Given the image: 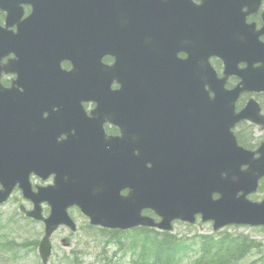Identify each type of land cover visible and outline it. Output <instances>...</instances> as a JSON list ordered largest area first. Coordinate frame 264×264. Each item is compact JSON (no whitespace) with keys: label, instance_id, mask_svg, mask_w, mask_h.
I'll use <instances>...</instances> for the list:
<instances>
[{"label":"water","instance_id":"water-1","mask_svg":"<svg viewBox=\"0 0 264 264\" xmlns=\"http://www.w3.org/2000/svg\"><path fill=\"white\" fill-rule=\"evenodd\" d=\"M17 19L14 17L7 18V26H14L16 24ZM4 31H2L3 33ZM6 37V43L0 37L6 47V53H14L15 52V43L16 36L6 33L2 34ZM8 67H0V73L2 70ZM222 83H220L221 85ZM0 89H2L0 87ZM0 113L2 111L0 110ZM3 114V113H2ZM10 120L14 121L16 118L9 114ZM97 118V117H96ZM94 118V119H96ZM156 142V140L154 139ZM106 147V145L96 147V152L98 154V160L103 166H106L111 169L110 176L105 179L103 182H110L114 184V187H108L103 195L96 196L93 192V186L88 185L85 181L86 176L89 173L88 166L81 165H70L68 162L59 159V155L55 154L52 158H48L50 162V166L55 170L59 171L62 175H70L72 178L71 181L66 182L64 185L59 178L55 180L57 186L55 190L49 192L47 199L48 203L51 206V216L48 219H43L41 217V211L39 208L41 200L37 199L35 195H31L29 189L25 186H21L22 190H24L25 197L31 199L34 203V211L27 213L28 217L34 218L37 221H43L45 224V236L40 243V254L42 256L43 264H46V261L50 254V243L49 238L51 234L58 228L59 225H66L74 230V225L69 220L66 209L73 205L78 206L83 214L90 218L92 225L102 226L104 228H119V229H129L136 226H150L157 227L162 230L169 231L171 230L170 222L175 219H180L182 221H187L190 223L194 222V214L201 213L203 215V221H208L212 219L215 222L214 229L217 230L226 224H241V223H250V224H259L260 220L264 219L263 215L257 211L253 206L246 204L241 199L234 200V209L233 211L243 212L247 211L248 217L250 219H240L237 218V214L233 215L230 218H225L218 210L214 207L210 196L214 191H219L222 189L223 185L212 188L211 186H207L206 190H204L201 184V177L199 176L198 168H200V161H194V168H190L187 178L188 180H192V183L189 182L187 185L183 186L184 177L180 173H176L171 175V180L173 183L164 184L162 171V162H157V165L154 167L155 171L152 169V175L159 180L152 181L149 190H143L141 192L135 191L131 193L127 198H121L119 196L120 191L123 189L120 182L123 179V175H120L119 169L115 168V163L110 162L111 153H107L103 150L102 147ZM158 153L162 154L164 152L163 146H158ZM110 150L113 151V147L111 146ZM118 154V153H117ZM127 160H133L130 155L125 157ZM162 161L163 159H158ZM140 162V161H139ZM137 162V163H139ZM153 162V160H152ZM167 163L173 165L176 170H180L184 168V164H187L185 161L181 159L172 158L171 160H167ZM64 169L59 166H64ZM67 169V170H66ZM8 174L7 172H5ZM14 171L11 172L13 174ZM9 178H4L0 176V182L4 187V191L0 192V203L7 199L10 192L15 186V183L18 181V177H12L8 174ZM254 179H258V175H254ZM180 189L182 192H185L188 198L181 202L180 204L170 203L168 208L161 206V197L160 194L165 191H176ZM192 194V199H191ZM195 198V200H194ZM117 200V201H116ZM107 204H112L115 208L103 209ZM146 205V207L151 208L156 212L157 215L162 217V221L160 224H155L153 221L149 219H142L139 216V210L141 207ZM214 208L217 212L210 213V208ZM122 208V209H120ZM127 208L134 209L129 219H123L121 213H123ZM219 211V212H218Z\"/></svg>","mask_w":264,"mask_h":264},{"label":"rangeland","instance_id":"rangeland-1","mask_svg":"<svg viewBox=\"0 0 264 264\" xmlns=\"http://www.w3.org/2000/svg\"><path fill=\"white\" fill-rule=\"evenodd\" d=\"M254 129V128H253ZM255 143H260L264 139V132L254 129ZM33 184L42 185L33 179ZM51 180L47 182L50 184ZM261 189L257 195L252 197L253 201L259 202L264 199V180L260 185ZM26 210L31 209V205L24 201L19 192H14L10 200L0 208V264H41L37 254V245L43 237V224L26 219L19 211L20 207ZM44 216L48 215V208L43 207ZM70 217L77 226V232L72 234L67 229L61 228L52 237L53 254L49 264H60L61 261L69 258L72 252L77 253L80 245L85 243V250L81 261L85 264H142L146 253L143 249L148 246V240L140 233L129 238L120 237L111 239L106 235L88 228L86 219L75 209L69 210ZM173 234L183 237V242L187 247L186 253L179 255L175 259L176 264H189L200 252L203 244L221 243V239L226 238L232 242L233 247L236 240H247L258 245L257 252L248 254L246 261L240 264H264V230L249 228L228 227L226 230L213 232L211 223H200L191 226L182 223L173 225ZM70 244V248H64L62 240ZM114 241V242H112ZM244 242V241H243ZM33 244V245H32ZM5 247H12L7 251ZM128 252H126V251ZM130 252V253H129ZM260 253V257L256 256ZM262 259V263L260 260ZM152 264V262L150 263Z\"/></svg>","mask_w":264,"mask_h":264},{"label":"bare ground","instance_id":"bare-ground-1","mask_svg":"<svg viewBox=\"0 0 264 264\" xmlns=\"http://www.w3.org/2000/svg\"><path fill=\"white\" fill-rule=\"evenodd\" d=\"M198 40V37L196 35H194V32L193 31H190V32H187L185 35H184V41L183 43L185 44H188V45H191V46H194V42ZM6 47H4L2 50H4ZM1 50V51H2ZM184 68V67H183ZM22 84L24 86H26L28 88L29 91H41V90H44L43 88H39V87H34V86H31L27 81H22ZM143 88H151V87H147L145 85V83L141 82V81H138L135 86L133 87V91L135 92V94L137 96H141V94L139 93L140 91L139 90H143ZM231 98H233V95H231ZM161 102V99H156V103L157 104H160ZM138 109H142L140 108V104H138L136 106ZM148 107V106H147ZM149 110L148 112H145V114H143L141 117H138L136 120H138V122H153L157 125H159V127H161L162 130H166L167 127L165 126V122L166 124H169V122H172L170 120V116L166 115L163 117V114L160 112L159 110V107L156 105V104H151L149 105ZM145 129V137H141L139 135H137L132 129H130V127H127V129H124V132H125V137L119 141V143L113 145V151L112 150H109V149H106V147H102L103 150H105L107 153H111L110 155V162H115L117 159H119V162H124V161H127V159L125 158V152L128 148L134 146L137 144V146L135 147V149H138V144L140 142V139H144L142 140L143 142L147 143V148L145 149H142L140 148L138 151H137V155L134 156L133 158V162H139L141 161L142 159H145L148 152H153L154 150V142L151 140V139H148V136H149V132L147 131L146 128ZM77 136V135H76ZM75 137V136H73ZM84 137V134H80L79 138H83ZM90 137V138H89ZM85 139L90 141V143H93L95 145H99V146H103L105 144L104 140L102 139V137L98 136L97 133H96V130L94 128H91L89 130V133H87L85 135ZM151 142L150 144V147H148V144L149 142ZM118 152V156H115L114 153ZM63 156V155H62ZM60 168L64 169L65 165L64 166H59ZM67 170V169H66ZM108 187H114V184L113 183H110V182H100V183H97L94 185V188H93V192H94V195L96 196H99V195H103V193L105 192V190L108 188ZM117 201V200H116ZM110 208H113L115 209L112 204H107L106 207H103V209H110ZM122 209V208H120ZM134 211V209H131V208H127L123 213H121V215L123 216V219H129L131 217V214Z\"/></svg>","mask_w":264,"mask_h":264},{"label":"trees","instance_id":"trees-1","mask_svg":"<svg viewBox=\"0 0 264 264\" xmlns=\"http://www.w3.org/2000/svg\"><path fill=\"white\" fill-rule=\"evenodd\" d=\"M151 240V251L153 260L157 263L163 264V261L171 262L176 253L181 252L184 243H179L174 236L163 234L161 238L148 235ZM245 243L236 245L235 249L225 247L223 245L216 246V253L213 255L214 262L211 260L204 264H235L237 261V254L244 249ZM211 255V253H209ZM166 264V263H165Z\"/></svg>","mask_w":264,"mask_h":264},{"label":"flooded vegetation","instance_id":"flooded-vegetation-1","mask_svg":"<svg viewBox=\"0 0 264 264\" xmlns=\"http://www.w3.org/2000/svg\"><path fill=\"white\" fill-rule=\"evenodd\" d=\"M135 119H137L138 117H134ZM138 123H143V122H138ZM137 135L141 136V137H145V129L143 128L139 133L135 132ZM116 133H114L115 135Z\"/></svg>","mask_w":264,"mask_h":264}]
</instances>
